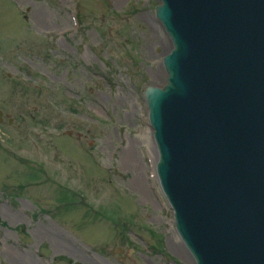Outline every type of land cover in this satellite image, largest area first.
Returning a JSON list of instances; mask_svg holds the SVG:
<instances>
[{"label": "rangeland", "instance_id": "1", "mask_svg": "<svg viewBox=\"0 0 264 264\" xmlns=\"http://www.w3.org/2000/svg\"><path fill=\"white\" fill-rule=\"evenodd\" d=\"M79 1L0 0V264H195L143 96L172 48L160 1Z\"/></svg>", "mask_w": 264, "mask_h": 264}, {"label": "water", "instance_id": "2", "mask_svg": "<svg viewBox=\"0 0 264 264\" xmlns=\"http://www.w3.org/2000/svg\"><path fill=\"white\" fill-rule=\"evenodd\" d=\"M156 16L173 48L145 97L179 234L197 264H264V0H161Z\"/></svg>", "mask_w": 264, "mask_h": 264}, {"label": "bare ground", "instance_id": "3", "mask_svg": "<svg viewBox=\"0 0 264 264\" xmlns=\"http://www.w3.org/2000/svg\"><path fill=\"white\" fill-rule=\"evenodd\" d=\"M3 212H4V213H2V215H3L4 217H7V212H6V210H5V211L3 210ZM37 233L40 234V233H41V230L38 231ZM57 243L60 244L59 242H57ZM9 255H10V256H9V257H10V260H12V261L14 260L16 263L20 261V260L18 259V256H16L15 254H11V253H10ZM15 262H14V264H15Z\"/></svg>", "mask_w": 264, "mask_h": 264}]
</instances>
